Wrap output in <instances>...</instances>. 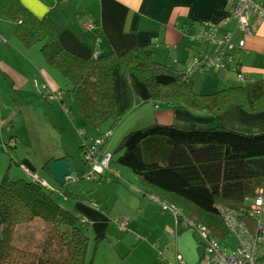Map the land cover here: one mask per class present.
<instances>
[{"label": "trees", "instance_id": "obj_1", "mask_svg": "<svg viewBox=\"0 0 264 264\" xmlns=\"http://www.w3.org/2000/svg\"><path fill=\"white\" fill-rule=\"evenodd\" d=\"M0 19L11 24L13 35L24 48L41 46L47 65L64 78L65 94L79 116L96 128L110 123L112 129L134 110L136 96L131 76L145 86L149 100L159 103L153 106L155 111L163 106L216 115L229 105L256 113L264 111V80H232L233 84L227 83L223 89L202 94L201 85L192 76L213 69L186 75L184 71L194 58L190 66L178 68L157 62L150 46L139 44L121 54L110 51L99 53L96 58L83 57L62 45V30L52 19L35 16L20 0H0ZM218 72L235 76L241 73L238 64ZM32 84L68 112L64 94L57 99L37 79ZM107 132L112 135L109 130L101 135ZM117 150L122 151L117 163L141 181L146 193L179 209L181 219L206 226L219 242L230 234L218 212L219 206L235 211L245 224L254 223L244 211L247 199L264 186V133L245 134L219 126L181 128L154 121L146 128L129 132ZM47 163L42 169L50 175ZM53 193L60 197L71 195L45 188L30 175L29 181L0 183V264H91L86 262V223L55 203ZM35 218L48 224L40 248L15 246L16 227Z\"/></svg>", "mask_w": 264, "mask_h": 264}, {"label": "crops", "instance_id": "obj_2", "mask_svg": "<svg viewBox=\"0 0 264 264\" xmlns=\"http://www.w3.org/2000/svg\"><path fill=\"white\" fill-rule=\"evenodd\" d=\"M20 2L35 16L39 18L48 16L52 19L62 30L60 35L62 45L80 56L88 57L93 51L100 54L110 51L121 54L137 44L153 45L157 59L178 68L190 66L195 55L210 51V44H200L192 37L208 26H221L228 17L231 7L229 0H20ZM5 22L8 21L0 19V35L9 36V42L0 41L6 46L8 54L7 58L0 57V97L11 95L12 92L14 96L23 100L34 93L45 97L46 95L44 93L42 95L32 84V80L37 79L50 92H62L64 103L68 107L69 95L65 94V88L61 86L60 77L57 75L59 72L47 65L45 59L31 52L32 48H24L13 35L12 26L4 25ZM87 24H91L92 28L88 30ZM224 28L234 33L235 41L244 39V47L235 48L233 51V65L238 64V69L246 76L245 83L264 80V19L254 32L245 36L235 28L233 22L224 25ZM6 44L18 50L21 47L26 49L24 56L17 52L18 55ZM230 75L231 73L213 70L207 74L194 73L192 78L202 87L212 77L221 78L225 88L228 86L227 83L233 82L234 76ZM131 77L135 95L139 94L143 100L148 98L143 85L135 77ZM37 108L38 112L41 109L46 113L52 112L53 115L55 113V108L48 109L43 104H38ZM64 113L69 115L68 112ZM0 121H4L1 113ZM56 121L57 123L60 121L63 126L66 124L63 117H57ZM72 121L74 123L75 118ZM154 121L186 128L219 126L245 134L264 133V111L257 113L247 111L239 105H229L216 115L206 112L194 113L187 109H160L157 110ZM82 129L75 127L79 139V131ZM59 159L62 158L48 162ZM103 175L94 182H100ZM132 187L135 193L139 191L133 185ZM261 188L264 191V186ZM75 194L76 192H71L67 199H73L70 211L75 213L81 222L86 223L89 244L91 245L93 238L95 250L102 254L103 264H126L128 249L131 255L136 251L129 264H153L159 256L161 260L173 261L177 251L186 264H202L203 249L195 251L197 257L193 262L184 257L179 250L174 254L173 248L177 246L181 237L180 229L182 231L187 226L181 220L175 223L170 213L160 207V201L153 196L154 194L140 190L134 195H144L143 200L126 204L124 214L119 217H115L110 207L101 209L96 201H87ZM141 210L146 212L140 217L138 215ZM147 212L150 217L146 216ZM153 215L155 217H151ZM113 217L115 219H112ZM123 220H126L125 226L121 224ZM100 246L102 251L99 252L97 248Z\"/></svg>", "mask_w": 264, "mask_h": 264}, {"label": "rangeland", "instance_id": "obj_3", "mask_svg": "<svg viewBox=\"0 0 264 264\" xmlns=\"http://www.w3.org/2000/svg\"><path fill=\"white\" fill-rule=\"evenodd\" d=\"M4 25L10 26L11 24L9 22H5ZM2 37L3 39L0 41L9 42L8 35H2ZM0 44L2 45L0 46V57L7 58L8 54L5 49L6 46L1 42ZM7 46L16 53L18 52L20 55L24 56V50L26 49L21 47L20 50H18L15 47H10L9 45ZM40 48V45H34L30 51L35 53L38 57L44 59L40 52ZM150 48L154 51V60L159 63H166L165 61L162 62L157 59L155 54L156 51L153 45H151ZM57 75L60 77L59 81L61 86L66 90L64 78L61 77L59 73ZM232 75L234 76L233 81H236L235 74L231 73L230 77H233ZM210 79L206 81L204 87L201 85L200 92L202 94H211L224 88V81L221 80V78L212 77ZM130 80L131 83H134L132 77ZM143 87L145 88L144 85ZM13 94L14 93L12 92L11 95L0 97V113L4 118L3 122L0 121V183L3 180L21 179L29 181L28 173L35 174L37 177L46 181L51 187L61 190L63 194L76 192L75 195L81 196L87 201H96L95 203L101 209L103 207H110V209L114 212L115 217H119L124 214V206L126 204H130L131 201L143 200L144 195L139 194L135 196L134 194H138V192H140V190L142 191L145 186L128 168H125L117 163L116 160L122 152L117 149L118 146H120L122 139L129 132L146 128L154 123L157 111L153 109V106L158 102L149 100V97L143 100L139 94H136V106L134 110L111 129L109 126L110 123H102L98 126V128H96L89 121H83L77 113L70 98H67L69 103V115H67L51 97H42L39 94L34 93L33 96L23 100ZM46 98H49V100ZM38 104L46 105L48 109H52V107L55 108L54 115L52 112L46 113L41 109L39 110V113L37 108ZM162 109H164L163 106ZM57 117L64 118L66 122V124H64L65 127L60 123V121L57 123ZM74 118L75 122L72 123ZM75 127L85 128L84 130L86 134H91L94 137L102 136L101 133L106 130L112 132V136L107 143L106 150L111 151L114 154V160L110 164L114 173H105L100 182L80 179L86 166L83 163V153L80 148L81 140L75 131ZM177 127L186 128L182 126ZM66 128L67 130H65ZM65 156L70 157L75 162L77 170L70 175L72 180L71 182L59 185L54 182L52 177H50L42 169V167L48 160L63 158ZM132 185L138 188L139 191L136 193L132 191V189H134ZM51 197L52 200L62 209L68 211L72 216L79 219L75 213L70 211L73 199L70 198L67 200L68 197H60L58 193H53ZM63 199L67 201H64ZM159 205L163 210L168 211L172 216V213L169 210L163 208V204L159 202ZM135 209L137 210V208ZM145 212V210H141L138 216L141 217ZM146 216L150 217V214L147 212ZM151 217L155 216L153 215ZM112 219L115 218L113 217ZM180 225L181 227L183 226L182 224ZM47 230L48 224L39 218H35L28 224H21L16 227L13 244L23 249L36 250L42 245ZM179 235L181 237L178 240V244L173 248L174 254L176 250H179L184 257L190 260V262H193V260L197 257L195 251L198 250L199 252L203 249L202 241L192 229L187 227H184V230L182 231L180 229ZM219 240H221L220 242L226 248V252L228 254L237 247L236 239L230 234H228L226 238ZM95 248L96 244L92 238L91 245L88 243V247L86 249V262H91V264H103L101 262V260H103L102 254H99ZM97 249L99 252L102 251L101 246ZM127 252L128 255L125 263L129 264L130 259L134 257L136 251L133 255H131L130 249H128ZM176 254H178V251Z\"/></svg>", "mask_w": 264, "mask_h": 264}, {"label": "built area", "instance_id": "obj_4", "mask_svg": "<svg viewBox=\"0 0 264 264\" xmlns=\"http://www.w3.org/2000/svg\"><path fill=\"white\" fill-rule=\"evenodd\" d=\"M229 2L231 3V7L228 17L223 21L221 26H208L198 35L192 37L194 41L200 44H210L211 49L209 52L195 55L191 66L184 71L186 75L206 69L217 71L229 70L233 66V51L235 48L241 49L244 47V39L235 41L234 33L224 28V25L233 22L235 28L245 36L254 32L263 21L264 0H229ZM91 28L92 25L87 24V29ZM0 39H2L1 35ZM91 55L96 58L99 56V52L93 51ZM245 77L244 74L237 73L236 79L239 83H245ZM55 94L57 99H61L63 95L62 92H56ZM79 135L83 163L86 166L80 179L96 181L105 173H114L110 167L111 162L114 160V154L106 150V145L112 136L111 133L107 132L100 137H94L80 130ZM28 174L36 178L45 188L51 187L46 181L37 178L35 174ZM71 181L70 176L65 177V183ZM163 208L172 213L175 223L182 220L188 228L196 232L203 243L202 264H264V191L262 188L255 191L253 198L247 199L244 214L254 220L252 225L242 222L235 211L218 207V212L226 228L237 241L236 249L229 254L222 243L211 234L206 226L194 223L188 219H181V212L177 208L169 207L165 204H163ZM121 224L125 226L126 220H123ZM154 264L186 263L180 255L175 254L173 261H165L159 258Z\"/></svg>", "mask_w": 264, "mask_h": 264}, {"label": "water", "instance_id": "obj_5", "mask_svg": "<svg viewBox=\"0 0 264 264\" xmlns=\"http://www.w3.org/2000/svg\"><path fill=\"white\" fill-rule=\"evenodd\" d=\"M46 167L54 182L59 185H64L65 177L70 176L77 170L75 162L70 157L50 161Z\"/></svg>", "mask_w": 264, "mask_h": 264}]
</instances>
